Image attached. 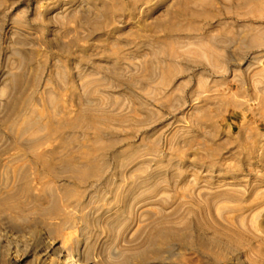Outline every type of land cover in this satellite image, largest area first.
<instances>
[{
  "label": "rangeland",
  "instance_id": "obj_1",
  "mask_svg": "<svg viewBox=\"0 0 264 264\" xmlns=\"http://www.w3.org/2000/svg\"><path fill=\"white\" fill-rule=\"evenodd\" d=\"M264 264V0H0V264Z\"/></svg>",
  "mask_w": 264,
  "mask_h": 264
},
{
  "label": "bare ground",
  "instance_id": "obj_2",
  "mask_svg": "<svg viewBox=\"0 0 264 264\" xmlns=\"http://www.w3.org/2000/svg\"><path fill=\"white\" fill-rule=\"evenodd\" d=\"M54 260L59 261L61 264H77L74 256L71 254H67L65 256H62V254H57L54 257Z\"/></svg>",
  "mask_w": 264,
  "mask_h": 264
}]
</instances>
